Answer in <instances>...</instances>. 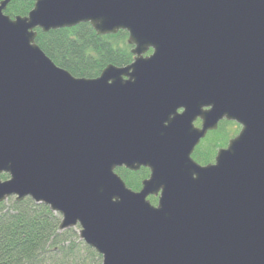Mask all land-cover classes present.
Segmentation results:
<instances>
[{"label":"water","instance_id":"water-1","mask_svg":"<svg viewBox=\"0 0 264 264\" xmlns=\"http://www.w3.org/2000/svg\"><path fill=\"white\" fill-rule=\"evenodd\" d=\"M11 1H0V203L48 206L101 264H264V0H35L14 18ZM80 23L127 32L133 61L76 78L35 43L36 29ZM222 120L239 132L197 163ZM122 167L148 169L138 191Z\"/></svg>","mask_w":264,"mask_h":264},{"label":"trees","instance_id":"trees-1","mask_svg":"<svg viewBox=\"0 0 264 264\" xmlns=\"http://www.w3.org/2000/svg\"><path fill=\"white\" fill-rule=\"evenodd\" d=\"M34 3L35 0H12L4 14L11 18L25 16ZM36 33L35 43L45 55L76 78H96L109 64L124 67L133 61L132 46L127 43V32L122 30L113 35H97L88 23H80L46 33L36 29ZM226 124L220 122L218 129L202 140L194 155L197 162L210 163L216 150L226 145V140L222 143ZM115 172L134 191L148 176L144 168L137 172L117 168ZM7 178L6 174L0 175L1 180ZM148 200L156 204L155 198ZM60 221L58 213L30 198L16 201L10 197L1 202L0 264H101V256L79 239L78 227L59 231Z\"/></svg>","mask_w":264,"mask_h":264},{"label":"rangeland","instance_id":"rangeland-1","mask_svg":"<svg viewBox=\"0 0 264 264\" xmlns=\"http://www.w3.org/2000/svg\"><path fill=\"white\" fill-rule=\"evenodd\" d=\"M197 125V124H196ZM225 129H226V131H227V133H226V136H225V138L224 139H222V143H223V141H227V140H229L230 138H233L234 136H236L237 135V133L239 132V130H240V126L238 125V124H236V123H228V124H226V127H225ZM210 133V132H209ZM221 134V133H220ZM205 142V141H204ZM203 143L201 142V145H202ZM204 146H200V149L201 148H203ZM218 149H220V147L218 148ZM217 151V150H216ZM210 156H211V154H210ZM211 162H213V160L211 161ZM142 182V181H141Z\"/></svg>","mask_w":264,"mask_h":264},{"label":"flooded vegetation","instance_id":"flooded-vegetation-1","mask_svg":"<svg viewBox=\"0 0 264 264\" xmlns=\"http://www.w3.org/2000/svg\"><path fill=\"white\" fill-rule=\"evenodd\" d=\"M225 122H226V121H225ZM228 123H230V122H228ZM196 124H197V125H196ZM219 124H220V123H219ZM199 125H200V120H197V121L195 122V126H199ZM218 126H219V125H218ZM196 151H197V147L194 149V151H193V153H192V158H193L194 160H195V156H194V155L196 154V153H195ZM195 161H196V160H195ZM196 162H197V161H196ZM197 163H199V162H197ZM199 164H200V163H199ZM201 165H203V164H201ZM122 168H123V167H122ZM123 169H125V168H123ZM140 169H142V167H141ZM140 169H139V170H140ZM144 169H146V170L148 171L147 168H144ZM126 170H127V169H126ZM139 170H138V171H139ZM130 172H132V171H130ZM135 172H137V171H135ZM148 174H149V171H148ZM147 177H148V176H147ZM147 177H146V178H147ZM139 189H140V188H139ZM139 189H138V190H139ZM136 191H137V190H136ZM150 197L155 198V200H156V202H157V197H154V196H150Z\"/></svg>","mask_w":264,"mask_h":264}]
</instances>
